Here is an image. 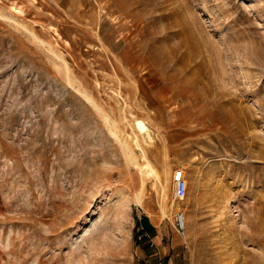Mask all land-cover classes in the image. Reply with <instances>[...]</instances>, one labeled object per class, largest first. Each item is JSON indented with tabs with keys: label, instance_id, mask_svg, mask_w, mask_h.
Returning a JSON list of instances; mask_svg holds the SVG:
<instances>
[{
	"label": "rangeland",
	"instance_id": "1",
	"mask_svg": "<svg viewBox=\"0 0 264 264\" xmlns=\"http://www.w3.org/2000/svg\"><path fill=\"white\" fill-rule=\"evenodd\" d=\"M0 264H264V0H0Z\"/></svg>",
	"mask_w": 264,
	"mask_h": 264
},
{
	"label": "built area",
	"instance_id": "2",
	"mask_svg": "<svg viewBox=\"0 0 264 264\" xmlns=\"http://www.w3.org/2000/svg\"><path fill=\"white\" fill-rule=\"evenodd\" d=\"M174 179L176 181V198L183 199L186 197L188 192V181L184 177L183 170L178 169L174 173ZM177 227L179 231L184 232L185 230V221H184V215L182 213L177 214ZM145 236H148L147 233H145Z\"/></svg>",
	"mask_w": 264,
	"mask_h": 264
},
{
	"label": "bare ground",
	"instance_id": "3",
	"mask_svg": "<svg viewBox=\"0 0 264 264\" xmlns=\"http://www.w3.org/2000/svg\"><path fill=\"white\" fill-rule=\"evenodd\" d=\"M86 97H87V99L92 103V104H94L95 105V102H94V100L89 96V95H86ZM96 106V105H95ZM97 107L99 108V106L97 105ZM99 111H102V109H100L99 108ZM102 113H104V112H102ZM105 118H106V120H107V122H111V119H110V117L105 113ZM111 128H113L115 125L113 124V122H112V124H111ZM112 130V133H114V135L116 136V138L119 140V142L120 143H122V147H123V150H124V153H125V155H126V157L128 158V159H131L132 161H134L135 162V157H134V155L133 154H130L129 152V150L128 149H130V148H128V143L126 142V140H124L122 137H121V135H119L120 134V132H119V130H117L116 128L115 129H111ZM125 136V135H124ZM128 144V145H127ZM137 144V143H136ZM132 153V152H131ZM136 163V162H135ZM155 171V170H154ZM184 174V173H183ZM136 200L137 201H139V195H137V198H136ZM140 200H141V198H140ZM141 202V201H140ZM139 205H141V204H139ZM122 215V217L125 219V214L124 213H122L121 214ZM122 229V228H121ZM88 233V232H87ZM89 234V233H88ZM83 238V237H82ZM88 238H90V236L88 237ZM121 239V238H120ZM119 242V241H118ZM122 245V247H124L123 246V244H121ZM121 245H119V246H121ZM125 245V244H124ZM116 247V246H115ZM120 249H121V247H120ZM122 250V249H121ZM116 251V250H115ZM118 252H119V248H118V250H117ZM116 251V252H117ZM112 252H114V251H112Z\"/></svg>",
	"mask_w": 264,
	"mask_h": 264
},
{
	"label": "crops",
	"instance_id": "4",
	"mask_svg": "<svg viewBox=\"0 0 264 264\" xmlns=\"http://www.w3.org/2000/svg\"><path fill=\"white\" fill-rule=\"evenodd\" d=\"M146 224H144L145 230L150 233H152V239H155L156 244L159 248L158 251H167L164 245H161L162 239L164 238V233L162 227H157L151 219H148L147 217L145 218ZM150 237V236H149ZM153 251V250H152ZM161 258V257H159Z\"/></svg>",
	"mask_w": 264,
	"mask_h": 264
}]
</instances>
